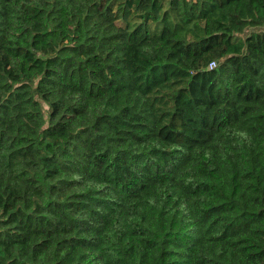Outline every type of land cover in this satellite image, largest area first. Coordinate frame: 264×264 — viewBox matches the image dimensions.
<instances>
[{
    "label": "trees",
    "instance_id": "obj_1",
    "mask_svg": "<svg viewBox=\"0 0 264 264\" xmlns=\"http://www.w3.org/2000/svg\"><path fill=\"white\" fill-rule=\"evenodd\" d=\"M0 264H264V0H0Z\"/></svg>",
    "mask_w": 264,
    "mask_h": 264
},
{
    "label": "rangeland",
    "instance_id": "obj_2",
    "mask_svg": "<svg viewBox=\"0 0 264 264\" xmlns=\"http://www.w3.org/2000/svg\"><path fill=\"white\" fill-rule=\"evenodd\" d=\"M47 111V107L45 106V112Z\"/></svg>",
    "mask_w": 264,
    "mask_h": 264
},
{
    "label": "built area",
    "instance_id": "obj_3",
    "mask_svg": "<svg viewBox=\"0 0 264 264\" xmlns=\"http://www.w3.org/2000/svg\"><path fill=\"white\" fill-rule=\"evenodd\" d=\"M214 63L212 62L211 65H213Z\"/></svg>",
    "mask_w": 264,
    "mask_h": 264
}]
</instances>
